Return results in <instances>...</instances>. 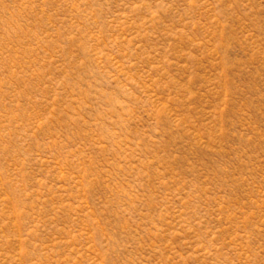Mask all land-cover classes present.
Wrapping results in <instances>:
<instances>
[{
	"label": "rangeland",
	"instance_id": "1",
	"mask_svg": "<svg viewBox=\"0 0 264 264\" xmlns=\"http://www.w3.org/2000/svg\"><path fill=\"white\" fill-rule=\"evenodd\" d=\"M0 264H264V0H0Z\"/></svg>",
	"mask_w": 264,
	"mask_h": 264
}]
</instances>
